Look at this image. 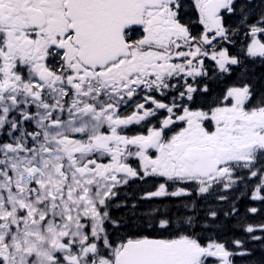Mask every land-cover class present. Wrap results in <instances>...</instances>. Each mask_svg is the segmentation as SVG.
Listing matches in <instances>:
<instances>
[{"label": "snow or ice", "instance_id": "snow-or-ice-1", "mask_svg": "<svg viewBox=\"0 0 264 264\" xmlns=\"http://www.w3.org/2000/svg\"><path fill=\"white\" fill-rule=\"evenodd\" d=\"M0 264H264V0H0Z\"/></svg>", "mask_w": 264, "mask_h": 264}]
</instances>
